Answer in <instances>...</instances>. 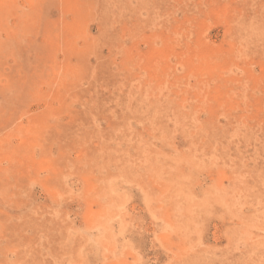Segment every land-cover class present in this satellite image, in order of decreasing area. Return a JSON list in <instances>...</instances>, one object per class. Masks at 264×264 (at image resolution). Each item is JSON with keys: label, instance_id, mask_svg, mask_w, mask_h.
Here are the masks:
<instances>
[{"label": "rangeland", "instance_id": "374dc122", "mask_svg": "<svg viewBox=\"0 0 264 264\" xmlns=\"http://www.w3.org/2000/svg\"><path fill=\"white\" fill-rule=\"evenodd\" d=\"M0 264H264V0H0Z\"/></svg>", "mask_w": 264, "mask_h": 264}]
</instances>
